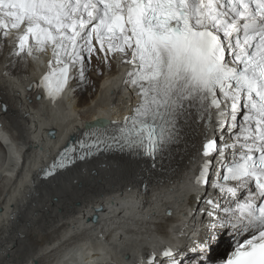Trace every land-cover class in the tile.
<instances>
[{"label": "snow or ice", "instance_id": "1", "mask_svg": "<svg viewBox=\"0 0 264 264\" xmlns=\"http://www.w3.org/2000/svg\"><path fill=\"white\" fill-rule=\"evenodd\" d=\"M6 44L25 70L50 54L35 87L53 102L86 80L93 57L127 65L131 111L85 125L45 176L100 152L155 160L202 127L194 183L209 224L187 252L165 247L159 264H264V0H0V53ZM225 236L232 250L214 260Z\"/></svg>", "mask_w": 264, "mask_h": 264}, {"label": "bare ground", "instance_id": "2", "mask_svg": "<svg viewBox=\"0 0 264 264\" xmlns=\"http://www.w3.org/2000/svg\"><path fill=\"white\" fill-rule=\"evenodd\" d=\"M9 51L10 47L5 45L0 53L5 57V62H9ZM92 59L93 70H100L98 59ZM3 61L4 58L1 64ZM47 61L41 66L38 59L34 65L43 73ZM113 70L115 65L111 72ZM121 70L108 72L101 80L94 78L87 69L86 80L81 82L77 76L55 102L47 98L44 91L40 100L39 88L35 87V82H28L29 87L21 89L26 90L28 95L24 98L27 103H24L17 90L8 83L9 79L0 76V137L5 138L6 127L18 139L19 149L29 155L34 154L30 172V166L25 172H22V168L15 171V167H9L12 160L5 155L0 156V264H134L137 259L147 264L142 255L133 253L150 244L159 263L163 243L168 242L174 251L187 252L207 228L209 217L202 212L206 206L204 199H197V194L206 197L207 192L197 186L193 204L186 214L178 218V211H175L167 216H172L167 220L159 217L162 215L161 208L167 204L168 193L178 191V187L185 184L188 169L198 155L203 138L202 127L185 129L183 140L155 160L143 155L110 151L102 157L64 170L51 179L38 177L39 172L35 171L38 163L66 135L76 133L96 121V111L97 119L111 120L119 100L130 96L125 86L122 90L125 96L118 91ZM34 72L32 75L36 76L38 72ZM98 83L101 86L100 94H97ZM94 86V98L101 95L103 101L100 103L102 99L99 101L96 98L92 104L94 106L89 105V113H86L77 107L88 99L84 90ZM108 89L115 92L113 103ZM70 91L79 95L75 104ZM64 97L69 106L62 109L59 102ZM29 100L32 102L29 103ZM127 102L125 100L120 104ZM134 103L135 97L130 96V105ZM50 123L56 124L50 125L52 129L47 131L46 126ZM211 134L219 137V132L214 129H211ZM41 136H44L42 142ZM13 146L14 143H11L10 147ZM0 152H4L1 142ZM34 157H37L35 162ZM4 169L10 170V179L15 173L12 182L10 180L11 183L6 186L2 184ZM207 191L211 192L212 189L209 187ZM178 199L180 205L184 199L181 196ZM98 206H101L95 210L99 213L98 219L91 223V220L88 221L90 212ZM165 226L167 232L159 234L156 228ZM158 237L163 239L158 240ZM220 248L221 245L214 254H219ZM187 254L194 256L193 253Z\"/></svg>", "mask_w": 264, "mask_h": 264}, {"label": "water", "instance_id": "3", "mask_svg": "<svg viewBox=\"0 0 264 264\" xmlns=\"http://www.w3.org/2000/svg\"><path fill=\"white\" fill-rule=\"evenodd\" d=\"M202 139H201V143H202ZM201 143H200L199 149L201 148ZM147 158H150V157H147ZM201 163H202V157L198 154L194 158L192 165L188 169V172L185 178V184L181 187L179 186L178 191L168 193L170 195L168 196L167 204H165L163 207L164 208L163 213L165 216H169L173 212L178 211L177 217L181 218L184 213L186 214L189 207L192 206L193 204L192 200L194 196L196 195V185L194 181H195L196 176L198 175V169ZM41 179H45V178L41 177ZM178 196H181L182 199H184L183 201H181L182 203L180 205H178L180 203ZM163 208L161 210H163ZM159 234H161V231L159 232ZM157 239L161 240L163 239V237H158ZM148 249H149V246L143 249H140L137 252H141L142 254L147 253Z\"/></svg>", "mask_w": 264, "mask_h": 264}, {"label": "rangeland", "instance_id": "4", "mask_svg": "<svg viewBox=\"0 0 264 264\" xmlns=\"http://www.w3.org/2000/svg\"><path fill=\"white\" fill-rule=\"evenodd\" d=\"M97 59V58H96ZM111 59H112V57H110L109 58V63H107V64H105L104 62H103V58L101 57V59H98V63H99V66L98 67H101V69L100 70H93L94 69V66L92 65V60H91V64L89 65V67H88V70H90V74L94 77V78H98V79H101L102 77V79L104 80V78H105V76L108 74V72L110 71L111 72V70H112V68H114V64L111 62ZM113 64V67L111 66ZM116 72V69L115 70H113V72L112 73H115ZM101 79V80H102ZM100 83V82H99ZM98 83V93L97 94H100L99 93V90H100V88H101V86H100V84ZM95 87L96 86H94L93 88H91V89H88V90H84L85 91V97L86 98H88L87 99V101L85 102V103H80L79 105H78V109L80 108L81 110L83 109V110H85V112L87 113H89V111H87V109L89 108V107H91V106H94V105H92V104H94L95 102H96V100L97 99H99V101H100V103L103 101V97L101 96V95H97V99L96 98H94V93H95ZM71 92V91H70ZM74 94V92L72 91L71 93H70V97H72L71 99H72V102L75 104V103H77L78 102V100H79V95H75ZM100 96V97H99ZM99 97V98H98ZM92 98V99H91ZM101 98V99H100ZM75 101V102H74ZM95 101V102H94ZM67 101H66V98L64 97V99L63 98H61L60 99V102H59V105L61 104L62 105V109H63V107L64 108H67L69 105L66 103ZM93 102V103H92ZM89 103H91V104H89ZM88 104V105H87ZM90 105V106H89ZM84 106V107H83ZM89 106V107H88ZM86 107V108H85ZM47 113V112H46ZM75 114H78L77 112L75 113ZM73 115V114H72ZM55 116H57L58 117V114H55ZM74 116V115H73ZM57 117H54V118H57ZM39 118V117H38ZM36 124H38V120H36ZM3 146V145H2ZM4 157V156H3ZM3 157H1V158H3ZM9 180V181H8ZM10 180H11V182H12V180H13V178H8L7 180H6V182L5 181H3V185H9L11 182H10ZM8 181V182H7ZM9 183V184H8ZM158 202H156L154 205H156ZM164 207V206H163ZM162 207V208H163ZM161 208V209H162ZM161 212H162V215L161 216H159L161 219H163V220H167V218H171V217H167V216H164V214H163V211H164V208H163V210H160ZM154 214V213H153ZM158 224H160V223H158ZM166 225V224H165ZM156 226H157V224H156ZM156 226H153V227H156ZM151 230L153 229L152 227L150 228ZM157 229V232H160L161 231V234H165L166 232H167V228H166V226L164 227V228H162V227H158V228H156ZM158 229H159V231H158ZM166 230V231H165ZM144 231V230H143ZM165 231V232H164ZM140 236H141V238H142V235L140 234ZM133 240H137V239H133ZM170 245V244H169ZM171 246V245H170ZM56 261H58V260H56ZM60 261V260H59ZM61 262V261H60ZM52 264V263H51ZM60 264V263H59Z\"/></svg>", "mask_w": 264, "mask_h": 264}]
</instances>
